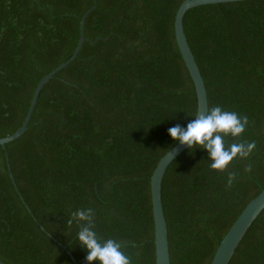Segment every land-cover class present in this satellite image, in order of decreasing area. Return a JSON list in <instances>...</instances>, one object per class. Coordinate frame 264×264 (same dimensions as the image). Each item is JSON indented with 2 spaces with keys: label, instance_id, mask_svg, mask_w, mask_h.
<instances>
[{
  "label": "trees",
  "instance_id": "obj_1",
  "mask_svg": "<svg viewBox=\"0 0 264 264\" xmlns=\"http://www.w3.org/2000/svg\"><path fill=\"white\" fill-rule=\"evenodd\" d=\"M181 1L97 0L87 13L79 52L44 84L25 131L0 145L1 260L88 264L76 241L83 222L67 220L92 208L102 239L126 244L133 264H155L150 175L176 142L168 128L186 127L197 106L174 34ZM93 2L0 0V136L18 128L39 79L72 53ZM183 25L208 109L249 118L244 134L226 143L256 142L247 160L229 165L239 176L231 188L226 172L210 170L206 149L187 147L165 170L170 264H209L264 188V0L196 5ZM228 264H264V209Z\"/></svg>",
  "mask_w": 264,
  "mask_h": 264
},
{
  "label": "water",
  "instance_id": "obj_2",
  "mask_svg": "<svg viewBox=\"0 0 264 264\" xmlns=\"http://www.w3.org/2000/svg\"><path fill=\"white\" fill-rule=\"evenodd\" d=\"M224 1L232 0H182L181 3L174 5L175 39L180 50L181 56L194 83L197 98L196 112H206V110L208 109L207 90L199 65L195 59V56L188 43L187 36L184 31V14L189 8L196 5ZM96 4L97 0H94L93 4L88 7L81 15L79 38L72 53L66 59L61 61L58 65L46 72L39 79L36 86L34 87L27 111L22 122L20 123L18 128L15 129L12 133L0 136V145L4 146L6 142L15 139L25 131V129L27 128V124L30 120L32 111L34 109L35 103L37 101L38 94L44 84L58 70L63 68L75 58L85 38V17L87 13L96 6ZM193 119H195V117ZM186 148L187 145L181 146L179 142L176 141L165 153H163V155L160 156L150 175L151 207L154 221L155 264H170L167 223L162 201V179L169 163ZM10 176L12 177L11 172ZM262 209H264V188H262L254 197H252L245 204L240 213L236 216L234 221L229 226L228 230L220 239L209 264H228L238 243L240 242L243 235L245 234L249 226L252 224L254 219L262 211ZM0 264L8 263L0 259Z\"/></svg>",
  "mask_w": 264,
  "mask_h": 264
},
{
  "label": "clouds",
  "instance_id": "obj_3",
  "mask_svg": "<svg viewBox=\"0 0 264 264\" xmlns=\"http://www.w3.org/2000/svg\"><path fill=\"white\" fill-rule=\"evenodd\" d=\"M186 127L179 124L168 128V133L181 146L187 145L189 150L206 149L210 160L209 168L220 173H227L226 188H231L238 181L237 171H228L229 165L237 158L247 160L256 149L255 141H240L227 144L225 138L240 137L246 131L249 118L234 111L214 106L206 112H196ZM253 170L251 163L245 165L244 173ZM67 225L74 222L83 226L78 228L76 241L87 251L86 261L91 264H133L132 257L124 250L123 242L114 239H102L95 230V211L92 208H81L70 213Z\"/></svg>",
  "mask_w": 264,
  "mask_h": 264
}]
</instances>
